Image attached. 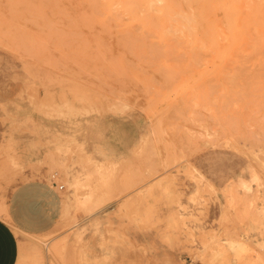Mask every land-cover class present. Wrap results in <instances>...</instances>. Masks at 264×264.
Instances as JSON below:
<instances>
[{"label": "rangeland", "instance_id": "1", "mask_svg": "<svg viewBox=\"0 0 264 264\" xmlns=\"http://www.w3.org/2000/svg\"><path fill=\"white\" fill-rule=\"evenodd\" d=\"M133 1L0 0L17 264H264V98L223 99L213 68L260 69L264 0Z\"/></svg>", "mask_w": 264, "mask_h": 264}, {"label": "bare ground", "instance_id": "2", "mask_svg": "<svg viewBox=\"0 0 264 264\" xmlns=\"http://www.w3.org/2000/svg\"><path fill=\"white\" fill-rule=\"evenodd\" d=\"M90 1V0H89ZM92 1H96L97 2V0H91V2ZM132 1V3L131 4H133V0H131ZM152 1H154V0H152ZM159 1V0H158ZM238 0H233V2H237ZM249 1H251V0H249ZM261 1V0H260ZM90 2V3H91ZM100 2V1H99ZM113 2V1H112ZM130 2V1H129ZM140 2V1H139ZM151 2V1H150ZM162 2V1H161ZM177 2V1H176ZM229 2H232V1H230L229 0ZM232 2V3H233ZM95 3V2H94ZM117 4H118V2H116ZM124 3H125V1H124ZM136 3V2H135ZM135 3H134V5H135ZM141 3V2H140ZM153 3V5H154V2H151V4ZM163 3H164V1H163ZM170 3V2H169ZM174 3H175V1H174ZM247 4V1L246 2H244V4ZM250 3H252V1L250 2ZM249 3V4H250ZM261 3V2H260ZM259 3V4H260ZM93 4V3H92ZM120 4V3H119ZM149 4V3H148ZM176 4V3H175ZM218 4V3H217ZM216 4V5H217ZM222 4V3H221ZM227 4V2L225 3V5ZM237 4H239V3H237ZM263 4V3H262ZM94 5V4H93ZM114 5H116V4H114ZM142 5V4H141ZM147 5V4H146ZM150 5V4H149ZM155 5H156V3H155ZM159 5V4H158ZM174 5V4H173ZM180 5V4H179ZM178 5V6H179ZM189 5V4H188ZM220 5V4H219ZM224 5V4H223ZM229 5H230V3H229ZM228 5V6H229ZM232 5L233 4H231V8H232ZM248 5V4H247ZM109 6V5H108ZM145 6V5H144ZM148 6V5H147ZM162 5H160L159 7H161ZM214 6V5H213ZM249 6V5H248ZM263 6H264V4H263ZM116 7V6H115ZM118 7H121L120 5H118ZM118 7H116V8H118ZM153 7V6H152ZM157 7V6H156ZM189 7V6H188ZM212 7V6H211ZM224 7V9H226L225 8V6H223ZM251 7V6H250ZM254 7H255V4H254ZM252 8L251 7V11H252V14H250V15H252V17H254L253 16V14H254V12H253V10H256V8ZM106 8V7H105ZM109 8H111V7H109ZM113 8H114V6H113ZM116 8H114V10H113V12L115 13V9ZM130 8V7H129ZM129 8H128V11H130L129 10ZM134 8V7H133ZM143 8V7H142ZM146 8V7H145ZM168 8V7H167ZM179 8V7H178ZM230 8V10H232ZM119 9H121V8H119ZM119 9H118V11H119ZM139 9H141V8H139ZM164 9H165V6H164ZM208 9V8H207ZM219 9V8H218ZM223 9V10H224ZM229 9V8H228ZM227 9V11H229ZM234 9V8H233ZM244 9H246V8H244ZM247 9H249V8H247ZM262 9H264V8H262ZM108 10V9H107ZM144 12H145V10H144V8L142 9ZM154 10V9H153ZM167 10H169V9H167ZM166 10V11H167ZM191 10V9H190ZM243 10V9H242ZM257 10H258V12L260 11L259 10V8H257ZM257 10H256V12H257ZM98 11V10H97ZM109 11H110V9H109ZM109 11H108V13H109ZM112 11V10H111ZM118 11L115 13L116 15H118V16H120L121 15V12L118 14ZM127 11V12H128ZM132 12H133V10H131ZM148 11V10H147ZM146 11V12H147ZM150 11H151V8H150ZM170 11V10H169ZM192 11V10H191ZM207 11H210V10H207ZM232 11H235V10H232ZM127 12H124V13H126L127 14ZM132 12L130 13V14H132ZM155 12H157V11H155ZM173 12V11H172ZM104 13V12H103ZM113 13V14H114ZM163 13H165V11H163ZM169 13H171V12H169ZM185 13V12H184ZM183 13V14H184ZM234 13H237V12H234ZM234 13H232V15L230 16L231 18H233V16H235L236 17V15H234ZM260 13V12H259ZM139 14H141V12L139 13ZM178 14V13H177ZM226 14V13H225ZM229 14H231V12H229ZM111 15V13L109 14V16ZM115 15V17H118V16H116ZM248 14H245V16H247ZM255 15L257 16L258 14L257 13H255ZM132 16V15H131ZM193 15H191V17H192ZM202 16V15H201ZM134 16H132V18H133ZM157 17V16H156ZM182 17V16H181ZM189 16H187V18H188ZM191 17H189L188 19H190ZM227 17V16H226ZM229 17V18H230ZM248 17V16H247ZM258 18L256 19L257 21H260L261 19H259L260 18V16L258 15L257 16ZM177 18V17H176ZM186 18V17H185ZM202 18V17H201ZM208 18V17H207ZM171 19H173V18H171ZM184 20V19H183ZM186 20V19H185ZM195 20H198V19H195ZM226 20V19H225ZM229 20V19H228ZM190 21V20H189ZM192 21V20H191ZM207 21V20H206ZM205 21V23H207ZM230 21V20H229ZM228 21V22H229ZM238 21H239V19H238ZM261 21H263V23H262V25H264V20H261ZM261 21H260V24L259 25H261ZM193 22V21H192ZM243 22V21H242ZM245 22V21H244ZM248 22V21H247ZM250 22V21H249ZM249 22H248V24H249ZM255 22V21H254ZM210 23V22H209ZM213 23V22H212ZM250 23H252V22H250ZM258 23V22H257ZM211 24V23H210ZM229 24V23H228ZM247 24V25H248ZM224 25H225V23H224ZM227 25V24H226ZM230 25H232V20H231V23H230ZM229 25V26H230ZM244 25H245V23H244ZM254 25H256V24H254ZM215 26V25H214ZM228 25H227V27H229ZM231 27H234V25L233 26H231ZM241 27H243V25L241 24ZM246 27V26H245ZM259 27V26H258ZM192 28V27H191ZM248 28V27H247ZM250 28H252V27H250ZM264 28V27H263ZM193 29V28H192ZM229 29V28H228ZM234 29H237V27H235ZM254 29V28H253ZM231 31H232V28L230 29ZM255 30V29H254ZM248 31V30H247ZM249 31H251V30H249ZM264 31V30H263ZM212 32V34L211 35H213V30L211 31ZM254 32L255 31H253V33H251V35L253 34L254 35ZM215 33H216V31H215ZM215 33H214V35H213V38H212V40L214 39V36L216 37V35H215ZM249 33V32H248ZM245 35H250V34H245ZM232 36H233V34H232ZM231 36V40H232V42H233V39H235V38H233ZM199 37H200V35H199ZM228 37V36H227ZM249 37V36H248ZM253 37H256V35L255 36H253ZM219 38H220V36H219ZM250 38V37H249ZM257 38V37H256ZM211 40V41H212ZM216 40V39H215ZM240 40V39H239ZM260 40L262 41V42H264V35H261L260 36V39H258V41L260 42ZM214 42V41H213ZM212 42V44L214 45V46H216V43L214 44ZM227 42V41H226ZM231 42V44H233ZM224 44V43H223ZM245 44V43H244ZM209 45V44H208ZM218 45V44H217ZM210 46H212V45H210ZM221 46V45H220ZM229 46V45H228ZM227 46V47H228ZM234 46V45H233ZM242 46V45H241ZM223 47V46H222ZM226 47V46H225ZM230 47V46H229ZM227 48V50H229L230 48ZM202 48H204V47H202ZM215 48V47H214ZM246 48V47H245ZM260 48V46H258V49ZM225 49V48H224ZM239 49V48H238ZM244 49V48H243ZM203 50V49H202ZM218 50V49H217ZM209 51V50H208ZM242 51V50H241ZM244 51V50H243ZM248 51L250 52V50H249V48H248ZM211 52V51H210ZM220 52H223L222 50L220 51ZM219 51H218V54L220 53ZM228 52V51H227ZM245 52V51H244ZM259 52V51H258ZM257 52V53H258ZM205 53V52H204ZM213 54H214V52H212ZM246 53V52H245ZM248 53V52H247ZM260 53V52H259ZM199 54H202L201 52L200 53H198L197 54V56H198V58L200 57L199 56ZM212 54V55H213ZM215 54H217V53H215ZM221 54H225V51H224V53H220V55ZM227 54V53H226ZM235 54V53H234ZM250 54V56L252 55L251 54V52L249 53ZM248 54V55H249ZM259 55V54H258ZM204 56V55H203ZM219 56V55H218ZM222 56V55H221ZM221 56H220V58H221ZM226 55H224V56H222V57H225ZM244 56V55H243ZM241 57V58H245V61L246 60H250V58L249 57H247V55H245V57ZM205 57V56H204ZM206 57H208L207 56V54H206ZM217 57V56H216ZM215 57V58H216ZM251 57H253V55L251 56ZM227 58V57H226ZM247 58H249V59H247ZM195 59V58H194ZM200 59V58H199ZM202 59V58H201ZM200 59V60H201ZM217 59H218V57H217ZM253 58H251V60H252ZM257 59H259V61H261V65H259L258 67L260 68L257 72L256 71H250L248 68L249 67H241V66H233V65H231V66H218V67H213V68H216V69H218L219 71L216 73V76L218 77V79L225 85V90H224V92L221 94V96L220 97H222L223 99H226V100H230V99H233V98H236V99H246V98H253L254 96H255V94L257 93V92H261V96L264 98V51L260 54V56L257 58ZM197 60V59H196ZM204 60H206L205 62L206 63H208L209 62V60L207 61V59L205 58ZM203 60V61H204ZM212 60V59H211ZM220 60V59H219ZM222 60H223V58H222ZM227 60H228V58H227ZM213 61V60H212ZM211 61V62H212ZM198 62L200 63L201 61H199L198 60ZM197 62V63H198ZM214 62V61H213ZM221 62V61H220ZM246 62H248V61H246ZM194 63V62H193ZM211 64V63H210ZM226 64V63H225ZM195 65H196V61H195ZM201 65V64H200ZM212 65V64H211ZM217 65V64H216ZM206 66H208V64L206 65ZM213 66V65H212ZM255 67V66H254ZM231 70H232V72H231ZM230 84H232V85H235L236 87H235V89H232L231 87H229V85ZM261 85V86H260ZM257 86H260V88H258ZM89 92V91H88ZM62 98V97H61ZM108 99V98H107ZM94 100V99H93ZM108 101H111V100H109L108 99ZM116 101V100H115ZM83 105V104H82ZM108 107V106H107ZM91 108V107H90ZM91 166V165H90ZM83 169V168H82ZM117 170V169H116ZM112 173V172H111ZM115 173V172H114ZM54 186H56L55 184H54ZM240 244V243H239ZM246 244V243H245ZM231 247V246H230ZM242 246H241V244H240V249H242L241 248ZM235 251V250H234ZM236 253H237V251H235ZM213 255V254H212ZM215 255H218V253L217 254H214L213 256H212V260H214V256ZM219 255H220V253H219ZM226 255H224V257H225ZM216 257V256H215ZM217 257H220V256H217ZM217 257H216V259H217ZM211 257H209L208 258V260L210 259ZM223 259V258H222ZM225 259V258H224ZM207 260V259H206ZM216 261V260H215ZM215 261H212V262H214L215 263ZM224 261H226L227 262V260L225 259ZM223 261V262H224ZM210 263V262H209ZM211 264H213V263H211ZM222 264H225V263H222Z\"/></svg>", "mask_w": 264, "mask_h": 264}, {"label": "crops", "instance_id": "3", "mask_svg": "<svg viewBox=\"0 0 264 264\" xmlns=\"http://www.w3.org/2000/svg\"><path fill=\"white\" fill-rule=\"evenodd\" d=\"M21 248L22 244L12 227L0 218V264H17Z\"/></svg>", "mask_w": 264, "mask_h": 264}, {"label": "built area", "instance_id": "4", "mask_svg": "<svg viewBox=\"0 0 264 264\" xmlns=\"http://www.w3.org/2000/svg\"><path fill=\"white\" fill-rule=\"evenodd\" d=\"M56 185V184H55ZM64 188V185H60V189Z\"/></svg>", "mask_w": 264, "mask_h": 264}]
</instances>
